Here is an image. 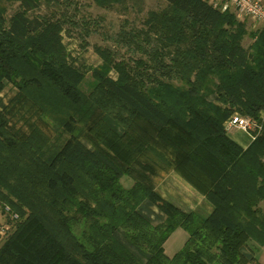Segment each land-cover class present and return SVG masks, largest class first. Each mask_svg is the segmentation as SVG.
<instances>
[{"label":"trees","instance_id":"16d2710c","mask_svg":"<svg viewBox=\"0 0 264 264\" xmlns=\"http://www.w3.org/2000/svg\"><path fill=\"white\" fill-rule=\"evenodd\" d=\"M7 1L18 9L6 19L0 6V93L11 86L21 106L68 137L53 145L32 124L15 130L0 102V200L19 216L0 264H261L264 31L247 34L205 0H161L139 27L115 35L135 57L101 52L84 96L62 43L64 15L30 18L38 0ZM90 1L124 10L127 0ZM83 108L99 113L87 127L97 149L74 135ZM259 112L261 132L242 149L223 124ZM169 172L211 204L208 217L155 192ZM176 229L187 238L167 257L163 245Z\"/></svg>","mask_w":264,"mask_h":264},{"label":"rangeland","instance_id":"374dc122","mask_svg":"<svg viewBox=\"0 0 264 264\" xmlns=\"http://www.w3.org/2000/svg\"><path fill=\"white\" fill-rule=\"evenodd\" d=\"M264 3V0H262ZM70 4L63 0H38V7L27 14L28 17H49L59 18L64 15V30L62 43L66 48L68 62L82 73L83 79L78 89L84 96H88L93 90L96 82L92 78V71L101 65V52L110 51L118 60H127L134 54L128 52L114 43L115 35L121 28L139 27L146 13L150 10L163 8L161 0H127L125 9L116 6L111 10H104L96 7L90 0H70ZM0 6L5 9V17L8 19L18 9V4L7 0H0ZM234 16V15H233ZM235 21L242 23L247 34L258 31L256 26L249 20H240L234 16ZM74 22L75 24H70ZM252 40L245 35L241 40V46L247 48ZM110 77L115 74L110 72ZM17 90L11 86H6L0 93V102L8 108L9 124L15 130L28 131L27 124H32L48 138L49 143L59 145L68 135L62 131L61 127L54 124L52 120L43 117L35 109L28 105L21 106ZM93 113V114H92ZM91 111L84 113V108L79 111L74 135L85 143L89 148L97 149L95 141L92 140L87 132V127L97 118L98 112ZM83 114V115H82ZM230 118V117H229ZM250 118V117H249ZM252 119V118H251ZM258 127L251 139L243 131L235 128H227L224 122V130L228 137H235L238 134L250 143L261 132L260 125L263 121V112H259L257 119H252ZM99 148V147H98ZM120 183L123 188H130L132 182L127 177H122ZM264 210V205H261ZM264 248H260L256 257L260 261ZM261 264H263L260 261Z\"/></svg>","mask_w":264,"mask_h":264},{"label":"crops","instance_id":"0c3cea01","mask_svg":"<svg viewBox=\"0 0 264 264\" xmlns=\"http://www.w3.org/2000/svg\"><path fill=\"white\" fill-rule=\"evenodd\" d=\"M229 138L242 149H245L249 145L246 138L238 134H235L234 138L230 136ZM155 192L162 199L184 213H193L204 219L212 212L211 204L176 173L169 172L166 174L156 184ZM186 238L187 236L184 231L176 229L163 245L165 255L172 257L182 247ZM260 248H264V246ZM261 256L260 261L264 264V251Z\"/></svg>","mask_w":264,"mask_h":264},{"label":"built area","instance_id":"2783aa9c","mask_svg":"<svg viewBox=\"0 0 264 264\" xmlns=\"http://www.w3.org/2000/svg\"><path fill=\"white\" fill-rule=\"evenodd\" d=\"M221 13H230L240 20H249L257 30L264 31V3L262 0H206ZM226 127L243 131L251 139L259 130L254 121L246 116L233 114L227 119ZM261 129V126H260ZM19 223V216L10 206L0 200V246L13 233Z\"/></svg>","mask_w":264,"mask_h":264}]
</instances>
